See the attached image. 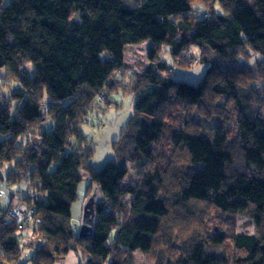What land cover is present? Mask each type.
<instances>
[{
    "label": "trees",
    "instance_id": "1",
    "mask_svg": "<svg viewBox=\"0 0 264 264\" xmlns=\"http://www.w3.org/2000/svg\"><path fill=\"white\" fill-rule=\"evenodd\" d=\"M33 12L54 32L53 52L34 60ZM138 42L149 44L147 57L126 81V50ZM191 45L207 63L197 84L175 79L162 56L167 47L182 64ZM119 86L135 95L133 115L114 140L115 160L94 169L81 125ZM191 128L208 147L199 164H180ZM2 171L8 184L26 182L19 201L32 219L10 214V192L0 264H58L71 251L77 264H135V250L152 264H253L264 250V0H0ZM84 176L86 194L100 197L95 229L76 232L71 206ZM176 177H192L190 199L218 222L205 228L197 216L201 230L183 235L193 225L178 223L190 212ZM256 215L262 227L239 229V217Z\"/></svg>",
    "mask_w": 264,
    "mask_h": 264
},
{
    "label": "rangeland",
    "instance_id": "2",
    "mask_svg": "<svg viewBox=\"0 0 264 264\" xmlns=\"http://www.w3.org/2000/svg\"><path fill=\"white\" fill-rule=\"evenodd\" d=\"M29 31L31 32V42L29 45L30 57L34 60L38 56L49 55L53 52L54 49V32L47 27H45L40 21V13L33 12L29 16ZM131 46L127 47L126 57H125V71L124 78L125 80H135L137 72L143 67V62H145L148 52V43L138 42L132 43ZM219 53H222V50H218ZM186 55L191 58L184 59L183 57L178 58V62H183L182 64L174 63L168 48L164 47L162 51V56L164 61L171 67H173L172 76L178 80H185L191 83H199L202 76L205 74L207 69V63L199 62L200 49L197 45H191L188 50H186ZM196 57V58H193ZM196 59V61H195ZM187 64V65H184ZM132 71V72H131ZM126 74V75H125ZM127 76V79H126ZM131 78V79H129ZM259 86V84H257ZM135 95L129 92H126L124 86H119L117 89H114L110 93V103H101L104 102L103 96L98 97L100 105L98 108L90 111L87 116V120L81 125L82 132L87 139H90V144L94 147L93 153L90 156L89 160L94 169H100L107 161L115 160L116 153L114 150V140H117L122 133L123 128L127 125L130 117L133 115V103ZM227 112H232L234 117L237 116L238 112L231 103L227 104ZM185 116V114H184ZM233 125V123H232ZM190 127V125H188ZM196 128H191L188 130V135L184 137L182 146L185 147V153L180 161V164L184 163L186 158H189V161L193 164H199L206 152L208 147L207 141L200 137L196 131ZM71 162L80 167L81 165V154L73 152L70 154ZM55 165L51 166V169ZM169 172V171H168ZM167 172V179L172 175L173 171L170 173ZM5 173L2 171L0 173V190L2 195H0V208H6L9 204L10 192L14 194L15 203L11 206V209L17 205L21 208L24 206V203L21 204L19 198H22L27 193V184L24 181H20L14 184H8L5 180ZM192 176V175H191ZM181 180L179 177H176L173 187L177 186L178 180ZM192 177L186 178L185 181L181 180L182 185L177 188H174L179 192L185 201L188 203V209L190 212V217L188 220L180 223L184 225L188 221L192 222L193 226L187 227L183 231V235H190L193 233V230H201V227L197 225L194 221L197 216H200V223L205 226H211L214 221H219V216L217 215L214 208L209 209L203 203H197L194 200H191L189 197V191L191 186ZM88 178L84 176L78 185V197L73 201L71 206V219L75 227L76 232H81L84 225L89 226L90 231L95 229V212L94 204L100 197L98 194L92 193L90 196L86 194V189L88 185ZM93 188V186H92ZM91 188V189H92ZM94 189V188H93ZM93 191V190H92ZM10 214L14 217V214ZM204 209L208 213L204 212ZM203 216V217H202ZM97 228H100L102 224L106 221L105 216L100 215L98 217ZM238 220V217H237ZM177 224V223H176ZM260 225L262 227V221L258 215L253 217H239V229H245L248 227L251 231L254 226ZM193 228V230L191 229ZM247 228V229H248ZM168 226L166 225L165 231H168ZM28 251V250H27ZM26 253V252H25ZM134 263L135 264H152L153 259L150 258L147 254L135 250L132 252ZM79 261V255L76 252L71 251L68 256L58 264H77ZM253 264H264V250L259 253Z\"/></svg>",
    "mask_w": 264,
    "mask_h": 264
},
{
    "label": "built area",
    "instance_id": "3",
    "mask_svg": "<svg viewBox=\"0 0 264 264\" xmlns=\"http://www.w3.org/2000/svg\"><path fill=\"white\" fill-rule=\"evenodd\" d=\"M11 212L14 214V217L18 223L32 219V210H23L20 206L15 205L11 209Z\"/></svg>",
    "mask_w": 264,
    "mask_h": 264
},
{
    "label": "water",
    "instance_id": "4",
    "mask_svg": "<svg viewBox=\"0 0 264 264\" xmlns=\"http://www.w3.org/2000/svg\"><path fill=\"white\" fill-rule=\"evenodd\" d=\"M86 228H87V226H86V225H84V226L82 227V229H83V230H86Z\"/></svg>",
    "mask_w": 264,
    "mask_h": 264
}]
</instances>
